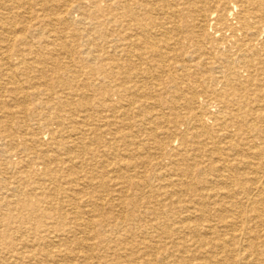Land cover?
Instances as JSON below:
<instances>
[{"label": "bare ground", "instance_id": "6f19581e", "mask_svg": "<svg viewBox=\"0 0 264 264\" xmlns=\"http://www.w3.org/2000/svg\"><path fill=\"white\" fill-rule=\"evenodd\" d=\"M2 242L264 264V0H0Z\"/></svg>", "mask_w": 264, "mask_h": 264}, {"label": "rangeland", "instance_id": "374dc122", "mask_svg": "<svg viewBox=\"0 0 264 264\" xmlns=\"http://www.w3.org/2000/svg\"><path fill=\"white\" fill-rule=\"evenodd\" d=\"M76 14L77 13H74V16H76ZM168 162L169 161H167L166 160V164H168ZM17 169V171H21L22 170V167L20 166V167H17L16 168ZM65 238L66 237H62V242H61V248H66L65 246H66V240H65ZM15 243H16V249H18V250H16V251H23L24 249V247H22V244H20L21 243V241H20V239H19V237L17 238V240L15 241ZM6 247V245L4 244V242H2L1 243V245H0V261H2V262H0V264H15L12 260V257L10 256V254L11 253H7L5 250H2L3 248H5ZM36 248H38V246L36 245L34 248H29L28 250H32V251H34ZM20 249V250H19ZM6 252V253H5ZM23 252H26V250H24ZM3 259V260H2ZM39 262H42V263H44V261L43 260H40Z\"/></svg>", "mask_w": 264, "mask_h": 264}]
</instances>
